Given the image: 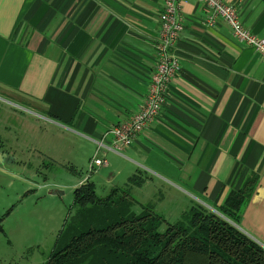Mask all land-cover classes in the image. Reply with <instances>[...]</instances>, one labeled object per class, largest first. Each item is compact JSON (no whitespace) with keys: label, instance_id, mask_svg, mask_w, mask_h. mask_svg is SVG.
<instances>
[{"label":"crops","instance_id":"obj_1","mask_svg":"<svg viewBox=\"0 0 264 264\" xmlns=\"http://www.w3.org/2000/svg\"><path fill=\"white\" fill-rule=\"evenodd\" d=\"M165 1L0 0V98L42 120V155L83 171L95 142L139 112ZM221 1L264 37L263 0ZM178 8L180 69L157 121L119 154L106 153L87 182L109 195L139 175L134 207L179 221L195 205L215 211L253 172L236 227L264 249V58L222 20L209 25L203 3Z\"/></svg>","mask_w":264,"mask_h":264},{"label":"trees","instance_id":"obj_2","mask_svg":"<svg viewBox=\"0 0 264 264\" xmlns=\"http://www.w3.org/2000/svg\"><path fill=\"white\" fill-rule=\"evenodd\" d=\"M144 182L133 176L104 198L87 181L75 189L76 212L44 264H264V249L236 227L257 185L255 173L215 211L195 205L173 224L152 205L133 211L130 191Z\"/></svg>","mask_w":264,"mask_h":264},{"label":"rangeland","instance_id":"obj_3","mask_svg":"<svg viewBox=\"0 0 264 264\" xmlns=\"http://www.w3.org/2000/svg\"><path fill=\"white\" fill-rule=\"evenodd\" d=\"M41 123L25 108L0 98V150L6 155L0 162V264L48 260L64 223L76 212L72 186L88 174L87 168L75 170L40 153ZM96 194L103 198L108 191L98 187ZM133 211L140 212L138 207ZM165 219L177 222L170 214Z\"/></svg>","mask_w":264,"mask_h":264},{"label":"built area","instance_id":"obj_4","mask_svg":"<svg viewBox=\"0 0 264 264\" xmlns=\"http://www.w3.org/2000/svg\"><path fill=\"white\" fill-rule=\"evenodd\" d=\"M181 0H166L163 22L159 39L155 45L156 68L149 78L148 92L137 114L128 122L110 128L98 141L95 142L94 156L88 163L86 182L90 175L100 167L106 165V153L119 154L123 149L130 147L151 124L157 121L167 99L171 81L179 72V63L174 54V48L180 32L183 30L179 17L178 2ZM203 3L208 14L207 22L213 25L216 20H222L231 29L233 37L240 43L253 48L264 58V37L257 38L241 24L238 14L232 6L221 0H197Z\"/></svg>","mask_w":264,"mask_h":264},{"label":"water","instance_id":"obj_5","mask_svg":"<svg viewBox=\"0 0 264 264\" xmlns=\"http://www.w3.org/2000/svg\"><path fill=\"white\" fill-rule=\"evenodd\" d=\"M5 158H6V155H4V154H2V153L0 152V162L3 161V159H5Z\"/></svg>","mask_w":264,"mask_h":264},{"label":"flooded vegetation","instance_id":"obj_6","mask_svg":"<svg viewBox=\"0 0 264 264\" xmlns=\"http://www.w3.org/2000/svg\"><path fill=\"white\" fill-rule=\"evenodd\" d=\"M0 152L3 154V152L0 150Z\"/></svg>","mask_w":264,"mask_h":264}]
</instances>
